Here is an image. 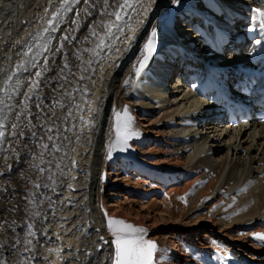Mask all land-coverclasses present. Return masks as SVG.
Here are the masks:
<instances>
[{"label":"bare ground","instance_id":"obj_1","mask_svg":"<svg viewBox=\"0 0 264 264\" xmlns=\"http://www.w3.org/2000/svg\"><path fill=\"white\" fill-rule=\"evenodd\" d=\"M110 2L115 7L117 0ZM172 3L129 0L131 7L121 11L111 35L97 27L105 47L96 55L92 49L98 39L90 32L101 17L96 10L87 15L84 9L90 5L83 0L70 4L72 11H60L56 31L47 21L61 8V0H0V87L7 75L13 76V85L20 81L11 99L0 92L4 104L15 106L4 108L8 119L0 141V258L7 264H90L102 259L114 247L103 245L96 251L103 244L101 236L109 244L113 239L108 217L147 229L145 238L159 249L169 245L160 264L176 259L179 264H264V242L253 237L264 233V122L221 127L205 112L208 105L195 97L200 86L189 83L190 77H206L210 67L228 72L227 83L234 79L239 88L250 82L264 94V29L253 11L264 10V0H181L171 10ZM153 29L156 51L137 78L135 70ZM37 33L43 36L40 43L51 40L44 54L51 70L41 77L39 93L44 104H51L57 83L72 92L71 99L59 96L72 111L67 121L57 122L60 133L54 142L59 152L38 146L43 130L31 126L40 115L35 95L31 123L16 118L24 110L21 93L28 90L29 74L41 70L29 63L32 54L29 61L23 55L28 45L37 43ZM65 35L74 39L56 51ZM186 49L198 63L188 65L195 70L180 82L177 68L165 61ZM44 56L38 59L42 62ZM65 61L71 68L64 73L68 82L58 77ZM20 64L28 71L18 69ZM133 72L135 84L128 90L126 81ZM125 106L132 129L140 135L128 141L127 150L112 151L109 159L114 116ZM13 123L19 127L12 128ZM43 142L51 147L46 137ZM28 223L35 236H27ZM17 239L21 243L13 249ZM25 239L32 243L24 244Z\"/></svg>","mask_w":264,"mask_h":264},{"label":"snow or ice","instance_id":"obj_2","mask_svg":"<svg viewBox=\"0 0 264 264\" xmlns=\"http://www.w3.org/2000/svg\"><path fill=\"white\" fill-rule=\"evenodd\" d=\"M80 2L81 0H61V8L54 11L51 14V19L47 21V24L52 27V31H56V28L53 26V24L54 21L58 19L60 11H72L73 9L69 7V5L72 3L79 4ZM83 2L90 5V8L84 9V12L87 15L90 16L92 14L91 10H96L101 17L99 25L93 27L90 32V35L92 37H96L98 39V43L96 44L95 48L92 49V51L96 55H98L99 53L97 49H103L105 47V39L104 36L101 35L97 30V27H99L101 30H107L106 35H111V29L113 27H118L116 21H120L122 19L121 11L126 7H131V5L129 4V0H122V2H119V0H117L115 7H113V4L110 2V0H83ZM152 2L155 3V0H152ZM172 2L176 5H179L181 0H172ZM110 8H112L113 10L109 11ZM253 11L257 14V16L254 18H258L260 20V27L264 29V10L256 8L253 9ZM76 14L79 15V13ZM104 17H115V20L105 21ZM73 23H75V21H73ZM48 31V27H45L43 29V32L45 33ZM156 36L157 32L155 29H153L151 32V36L145 46V54L143 56V59L139 62V67H137L135 70L137 78L140 77L141 72L147 67L148 61L152 58L153 53L156 51ZM33 39H35L37 43L35 45H28L27 50L23 53V55L28 56L29 54H32L29 63H31V66L33 68L40 67L41 70L36 71L34 74H29V83L27 85L28 90L24 93H21L26 101L23 105L24 110L21 112H17L16 118L20 119L21 117H23L28 121V123H31V120L28 119L29 116H31L30 102L33 101V96L35 95L36 100H38L39 102L35 103L34 106L38 110L40 115L38 117H33V119H36L38 121V124L31 123V126L32 128H37L39 126L43 130V136H40L37 142L38 146L41 147L44 152H59L60 146H58L54 142L60 133V128L57 122L62 124L72 116L71 104L69 103V105H66L64 102H62L59 96L64 95L71 99L72 92L65 88L64 84L57 83L56 86L51 89L53 93L51 104H44V98H42L39 93L41 91L42 84L41 77L45 72L51 70V68L49 67L50 61L47 56H44V54L49 51L51 40H45L43 43H40L39 41L43 39L41 33H37L36 36L33 37ZM72 39H74V37H71L70 35L63 36V39L56 51L63 50L65 47L64 42L70 41ZM87 39L88 37H85V40ZM33 48L36 49L34 53ZM85 51H88V49H85ZM41 56H44L42 62L38 59ZM76 59H80V56L78 54L76 55ZM17 67L18 69H23L25 72L28 71V69L23 64H20ZM66 70L69 72L71 71L70 65L67 61H65L63 66L59 68L58 77L59 79L68 82L67 75H64ZM0 71L3 70L0 69ZM80 79H84V77L81 76ZM12 80L13 76L7 75L4 81L5 86L0 87V92H3L4 96L8 99L12 98L11 94L13 91H16L20 88V81L17 80L16 84L13 85L12 83H10ZM126 83H130V81H126ZM0 105H4V107H0V141H2L6 135V125L4 121L8 119L6 115H2L4 113V108H9V110H11V108L15 106L4 104V101L2 99H0ZM76 107L79 106L76 105ZM57 109H61L64 111L58 112ZM89 111H91V109H89ZM80 119L83 120V117H80ZM132 123L133 118L130 115L127 106L124 107L122 112L115 113L113 125L114 141L109 148V159H111L112 151L116 149H119L120 151L127 150L129 146L128 141L133 137L140 135L139 132H136L132 129ZM88 124L91 125L90 120L88 121ZM11 127L17 128L19 127V125L13 123ZM31 136L37 137L38 133L36 131H31ZM45 137L48 142H51V147L49 143L43 142ZM64 139H68V137H64ZM25 147H27V145H25ZM41 157H43V152L41 153ZM75 163V160H73V166H75ZM56 167L59 168V164H57ZM39 171L43 173L45 169L40 168ZM48 179L55 183L51 175L48 176ZM44 186L48 187V185ZM35 187L39 188L41 187V185L37 184L35 185ZM68 187L72 188V185H68ZM35 215L38 216L39 213H36ZM0 227H3V225L0 224ZM33 227L34 226L32 223L27 224V236L31 237L36 235V233L33 231ZM107 228L113 239L109 244V241L105 240V238L101 236L100 240L103 242V244H98L96 246V251L100 252L103 248V245H109L110 247L114 246L113 251L105 255L102 259L97 258L96 260L90 261V264H105V262H107V264H160V260L164 259V256H160L158 258L157 253L166 252V250L159 249V246L155 241L145 238L147 236V229L143 227H137L133 224L125 222L122 219H116L112 217L107 218ZM253 237L257 241L264 242V233H254ZM20 243L21 241L17 239L15 243L11 245V247L15 249L16 245H19ZM31 243V240H24V244L26 245H30ZM3 247L4 245L0 244V249H3ZM25 251H27V248L25 249ZM87 255L89 257H92L94 253L89 252L87 253ZM0 264H7V261L4 258H0Z\"/></svg>","mask_w":264,"mask_h":264},{"label":"rangeland","instance_id":"obj_3","mask_svg":"<svg viewBox=\"0 0 264 264\" xmlns=\"http://www.w3.org/2000/svg\"><path fill=\"white\" fill-rule=\"evenodd\" d=\"M183 1V0H182ZM172 5H173V7L171 8V10L173 9V8H175L176 6H178V5H175L174 3H172ZM169 11V10H168ZM166 12L165 13V16H164V19H163V21H166V20H168V18H169V14H170V11L169 12ZM162 24H161V22H160V26H161ZM61 30V29H60ZM36 50V49H35ZM27 58V60L29 61V57L28 56H26ZM13 59H14V56L11 58V61H10V64H11V66H12V64H13ZM7 69H9V70H12L11 68H7ZM22 70V69H21ZM129 81H130V83H128V85H127V89L128 90H131L132 88H133V85L135 84V73L133 72V75L132 76H130V79H129ZM19 158V157H18ZM17 158V159H18ZM19 161V160H18ZM2 173H4V174H6L7 172L6 171H4V169H2ZM1 201V200H0ZM1 203H2V201H1ZM3 205V204H2ZM4 206H2V208H3ZM171 249V247L169 246V245H166V247L165 248H163V249H161V250H166V252H159L158 253V258L160 257V256H164V259L167 257V252L169 251ZM163 259V260H164ZM161 261V260H160ZM179 259H176L175 261H173L174 262V264H179Z\"/></svg>","mask_w":264,"mask_h":264}]
</instances>
